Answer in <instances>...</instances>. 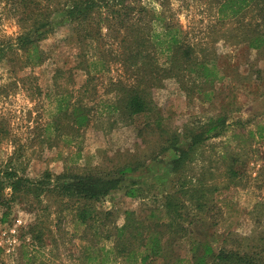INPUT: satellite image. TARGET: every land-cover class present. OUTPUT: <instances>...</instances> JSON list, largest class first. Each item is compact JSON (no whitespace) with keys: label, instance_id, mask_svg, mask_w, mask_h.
Instances as JSON below:
<instances>
[{"label":"rangeland","instance_id":"1","mask_svg":"<svg viewBox=\"0 0 264 264\" xmlns=\"http://www.w3.org/2000/svg\"><path fill=\"white\" fill-rule=\"evenodd\" d=\"M66 1L47 0L51 8H64ZM133 6L135 10L128 13L124 26L136 24L147 30L150 24L151 29L161 32L168 25L196 47L199 58L208 55L214 59L218 75L210 97L189 95L176 80L166 79L152 94L155 117L170 133H181L219 117L226 120L223 135L210 138L198 149L184 179L187 177L191 184H203L212 191L201 220L213 233L215 248H239L264 258V49L234 43L236 37H232L237 36L241 25L256 20L255 14L248 12L238 22L224 20L217 13V0H137ZM10 8L11 1L0 0V39L15 38L20 33L16 15ZM106 12V8L101 12L100 28L98 24L94 26L101 35L95 50L89 43L83 48L63 12H55L51 19L53 33L39 44L46 56L42 65L18 70L7 61L0 63L1 168L16 155L19 159L13 158L15 167L23 170L25 177L36 180L46 171L55 176L67 169L74 173L110 170L133 157L146 159L160 150L163 139L146 129L147 122L141 119L125 125L109 120L99 103L106 98L110 82L127 76L116 60L122 51L124 28L111 25L113 15L105 20ZM91 55L104 59L106 64L88 85L92 120L71 144L58 142L51 146L45 138L49 122L46 110L54 94L62 91L53 87V77L57 70H64L58 80L63 84L61 87L78 90L87 79L77 68L78 63ZM159 156L164 163H157L156 169H150L153 163L146 161L149 173L164 168L171 158ZM162 180L154 183L148 178L155 192L151 194L160 196L180 190L177 179ZM10 193L6 189L0 196V264H79L78 258L87 243L84 237L87 230L73 221L77 205L58 202L57 198L44 194L35 199L22 193L13 198ZM186 206L188 213L196 212L193 205ZM92 207L111 213L102 220L104 228L110 229L124 223V212L135 211L139 218H144L155 205L150 197L134 200L116 192ZM32 224L38 226L40 245L29 231ZM199 227L192 225L190 230L195 232ZM90 234L88 231L87 235ZM102 245L110 248L111 242L101 238L97 247ZM190 246V239L179 240L169 260L174 262L175 257H180L187 262Z\"/></svg>","mask_w":264,"mask_h":264},{"label":"trees","instance_id":"2","mask_svg":"<svg viewBox=\"0 0 264 264\" xmlns=\"http://www.w3.org/2000/svg\"><path fill=\"white\" fill-rule=\"evenodd\" d=\"M4 1H11L10 10L16 15L14 17L20 33L15 38L0 39V63L7 61L18 70L37 67L45 62L46 56L39 44L53 33L51 19L55 12H63L66 21L75 28L76 40L83 48L89 43L95 50L101 35L94 30V26L98 24L100 28V15L106 8L105 20L113 15L111 25L124 28L120 41L122 51L116 60L123 65L127 76L110 82L106 98L99 103L109 120L133 125L142 119L144 123L147 122L146 129L160 134L163 141L160 150L146 159L133 157L110 170L87 169L74 173L67 169L55 176L46 171L36 180L25 177L23 170L20 172L15 167L13 158L19 159L16 151L5 167H0V196L9 189L13 198L22 193L40 199L44 194L57 198L58 202L76 204L74 209L71 208L74 223L91 232L90 236L85 233L87 243L78 258L79 264H117L118 261L122 264H264L260 254L244 252L239 248L228 250L214 247V235L201 220L212 191L208 186L191 184L187 177L184 179L198 149L210 138L223 135L226 120L219 117L203 125L188 127L181 133H170L160 118L155 117L152 94L163 86L166 79L176 80L189 95L210 97L213 81L218 75L214 59L208 55L199 58L196 47L185 42L182 35L168 25L161 32L151 29L150 24L147 30L139 29L136 24L124 26L128 13L135 10L133 5L137 0H67L64 8H51L47 0ZM217 5V13L224 20L238 22L248 12L254 13L256 20L241 25L237 30L239 34L232 36L236 37L233 42L245 44L254 50L264 49V0H217ZM105 66L102 58L92 55L82 58L77 68L83 71L87 79L78 90L73 88L71 91L61 87L63 84H59L58 80L62 78L64 70H57L53 87L62 91L54 94L46 110L49 122L45 127V138L51 146L58 142L71 144L80 131L90 124L92 108L88 102V85ZM160 154L170 156V161L158 172L149 173L147 162L153 163L150 169H156V164L164 161L160 160ZM149 177L154 183L162 179L167 182L172 178L173 181L177 179L180 190L177 193L153 195L151 193L155 192L147 182ZM116 192L134 200L150 197L155 208L149 210L144 218H139L135 211H126L121 226L105 229L102 220L111 213L97 211L92 204ZM182 198L186 199L185 202ZM185 203L193 205L196 212L188 213L189 206ZM62 210L60 208L59 211ZM192 225L200 226L199 230L191 232ZM37 227V224H32L29 231L40 245L42 241L36 234ZM39 234L42 233L39 231ZM101 238L110 241L111 247H97ZM182 239L191 240V256L187 262L180 257H175L171 262L169 259L175 244ZM27 259L30 260V256Z\"/></svg>","mask_w":264,"mask_h":264},{"label":"built area","instance_id":"3","mask_svg":"<svg viewBox=\"0 0 264 264\" xmlns=\"http://www.w3.org/2000/svg\"><path fill=\"white\" fill-rule=\"evenodd\" d=\"M0 223H1V219H0ZM1 245V244H0ZM1 247V246H0Z\"/></svg>","mask_w":264,"mask_h":264}]
</instances>
